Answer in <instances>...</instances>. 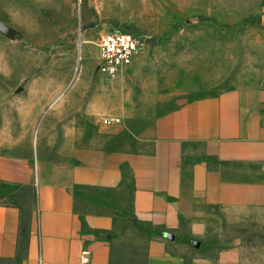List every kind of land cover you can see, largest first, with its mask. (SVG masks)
I'll return each instance as SVG.
<instances>
[{
    "label": "crops",
    "instance_id": "1",
    "mask_svg": "<svg viewBox=\"0 0 264 264\" xmlns=\"http://www.w3.org/2000/svg\"><path fill=\"white\" fill-rule=\"evenodd\" d=\"M113 122H103L101 142L77 150L61 176L0 155V184L35 196L19 259L21 210L0 204V261L264 264V244L247 234L211 242L233 228L264 230L258 96L229 89L193 99L135 134Z\"/></svg>",
    "mask_w": 264,
    "mask_h": 264
},
{
    "label": "rangeland",
    "instance_id": "2",
    "mask_svg": "<svg viewBox=\"0 0 264 264\" xmlns=\"http://www.w3.org/2000/svg\"><path fill=\"white\" fill-rule=\"evenodd\" d=\"M0 23L16 31L11 39L0 30V155L46 178L63 175L77 150L101 142L104 119L135 134L184 102L229 89L264 103V0H0ZM108 31L144 43L114 77L95 69L97 39ZM21 191L0 184V202L17 205L26 228L35 196ZM224 234L211 242L221 247L247 234L264 244V230Z\"/></svg>",
    "mask_w": 264,
    "mask_h": 264
},
{
    "label": "built area",
    "instance_id": "3",
    "mask_svg": "<svg viewBox=\"0 0 264 264\" xmlns=\"http://www.w3.org/2000/svg\"><path fill=\"white\" fill-rule=\"evenodd\" d=\"M144 48V43L132 32L108 31L96 42V72L108 77L128 69ZM110 119H104L108 123Z\"/></svg>",
    "mask_w": 264,
    "mask_h": 264
},
{
    "label": "water",
    "instance_id": "4",
    "mask_svg": "<svg viewBox=\"0 0 264 264\" xmlns=\"http://www.w3.org/2000/svg\"><path fill=\"white\" fill-rule=\"evenodd\" d=\"M0 30L3 32V34L5 36H7L8 38H13L16 34V31L14 29H12L11 27L0 23ZM80 44V41H78V45Z\"/></svg>",
    "mask_w": 264,
    "mask_h": 264
},
{
    "label": "trees",
    "instance_id": "5",
    "mask_svg": "<svg viewBox=\"0 0 264 264\" xmlns=\"http://www.w3.org/2000/svg\"><path fill=\"white\" fill-rule=\"evenodd\" d=\"M5 194L7 195V196H5V197H9L11 194H9V193H7V192H5ZM0 204H2V205H6V206H16V207H18L17 205H15L14 203H4V202H0ZM19 208V207H18ZM21 219H22V217H21ZM28 225V224H27ZM21 229H22V231L20 232V234H19V238H21L22 237V232H26V229H27V227L25 228V226H23L22 225V223H21ZM27 235V233H25V242H26V236ZM25 246V245H24ZM19 256H17V259H19L18 258Z\"/></svg>",
    "mask_w": 264,
    "mask_h": 264
}]
</instances>
